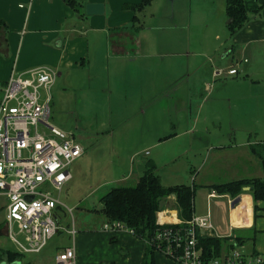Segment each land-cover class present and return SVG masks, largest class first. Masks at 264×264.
<instances>
[{
    "label": "crops",
    "instance_id": "1",
    "mask_svg": "<svg viewBox=\"0 0 264 264\" xmlns=\"http://www.w3.org/2000/svg\"><path fill=\"white\" fill-rule=\"evenodd\" d=\"M75 1L76 8L67 5L64 0H0V98L12 71L24 73L26 70L43 66L56 71L57 78H60L63 73L68 77L69 72L79 73L86 70L87 82L85 89H82V95L84 94L87 110L96 112L106 110L107 116L113 119V111L116 115L128 113L140 115L157 102L163 110H169V106L174 104L177 120L183 124L187 120L178 106L184 104L182 101L184 93L187 90L190 93L197 91L198 95L200 90L214 89L215 84L210 82L218 79L224 70V75L228 78L220 88L225 91L230 88L231 94L234 92L243 94L241 96L238 94L235 98L234 94L231 96L233 98L225 95L228 102L237 100L234 104L243 103L242 98H246L249 92L262 87L259 82L264 84V0H255L257 5L263 6L259 14L250 13L247 24L233 36L226 27V0H220L218 9L222 7V13L216 16L207 14L209 17L203 21V28L210 25L216 29L214 44L211 43V47L200 43L199 37L195 36L197 31L201 30L199 22L201 15L197 16L194 15V11L192 12V1L185 12V19L180 23L174 16V8L166 7L168 12L166 15L171 20L168 29L171 30L172 38H166V41L156 39L157 41L152 43L144 35V32H151L152 28L142 26L139 17L144 9L133 12L129 8L136 6L141 0ZM89 4L102 5L103 14L85 16L84 7ZM23 5L28 7L27 11ZM222 29L227 31V37L220 42L218 33ZM182 33L184 35L187 33V36L181 37ZM151 46L155 48L153 54L147 51ZM220 54L221 61L216 62L215 60H220L218 56ZM227 55H238L237 60L233 57L235 63L236 61L240 63L234 76L228 74V70L233 69V66L227 68L225 65L224 58ZM200 61L203 62L202 65ZM206 64L208 67L206 76L201 78L199 71ZM240 72L246 79L236 78ZM262 90L264 91V88ZM200 106L201 101L198 107ZM140 118L137 116V125L140 124ZM176 131L178 130L175 129V134ZM189 131L185 129L182 133ZM147 145L150 149L156 146L153 141ZM144 156H149L146 151ZM134 160L133 157L129 162L133 163ZM153 160L148 159L144 163H139L135 172L134 167H130L127 176L124 175L117 182L134 176L136 183L148 162L155 167ZM83 161L82 157L76 160L77 163ZM260 166L258 169L262 172ZM255 178L225 182L204 180L205 183L199 181L198 184H194L195 179L191 178V185L184 184L194 190L197 188V193L204 196L207 202L205 212L195 214L193 206L192 214L194 217L209 215L211 226L212 219L215 221L216 228L212 232V237L234 238L231 233L244 230L262 233L250 239L251 249L248 254L245 253L250 256L264 254V204H259L254 218L250 195L242 194L239 196L240 203L236 207H231L233 199L228 195H217L210 191V188L214 185ZM259 178L262 179L263 176ZM184 185L175 184L168 187ZM224 201H227V208L223 214L224 209L222 208L221 212L219 210ZM210 202H214V205H210ZM219 214L226 219V225L222 224L223 228L218 227ZM156 215V221L162 216L159 220L164 225L181 223L173 196L164 200L161 211ZM235 217L237 224L234 221ZM69 248H74L78 264H143L146 252V244L136 239L130 232L108 233L101 229L99 232L74 233ZM153 258L154 264H180L171 261L160 252H155Z\"/></svg>",
    "mask_w": 264,
    "mask_h": 264
},
{
    "label": "rangeland",
    "instance_id": "2",
    "mask_svg": "<svg viewBox=\"0 0 264 264\" xmlns=\"http://www.w3.org/2000/svg\"><path fill=\"white\" fill-rule=\"evenodd\" d=\"M191 1L194 15H201L199 20L201 30L197 31L195 36L199 37L200 43L211 47V43L214 44L213 37L216 29L210 25L203 28V21L210 14L215 16L220 14L223 9L222 7L218 9L220 0H152L139 16L142 26L147 29L152 28L151 32H144L147 40L152 43L172 38L171 30L168 29L171 20L166 15L168 13L166 7L174 8V16L180 23L185 19V12L187 8L189 9ZM23 8L28 10L27 6L23 5ZM186 34L182 33L181 37H186ZM225 36L227 37V31L222 29L218 33L220 42ZM154 50V46L147 49L151 54ZM218 56L220 60H215L216 62L221 61L222 54ZM233 57L238 59V55L225 56V65L227 68L233 66V69L238 70L240 63L238 64V61L235 63ZM202 63L200 61L201 65ZM207 68L206 64L200 69L201 78L206 76ZM85 73L86 70H81L79 73L69 72L68 77L63 73L60 78H56L50 93L49 125L64 133L72 134L76 144L84 150L81 156L84 161L77 163L79 161L75 160L76 163L69 166L68 173L72 175V179L60 193H54L48 185L44 188L63 205L55 212L60 218L61 230L46 243L39 254L22 256L19 260L20 264H55L54 258L59 251L71 247L73 236L68 232L73 231L76 234L88 231L99 232L105 223V218L99 213L102 209V204L99 203L100 197L117 187L134 186V176L128 177L125 181H117L124 175L127 176V170L130 167H134L135 172L136 166L148 159H154L155 172L161 185L166 187L175 184L191 185V178L195 179L194 184H198L199 181L203 183L204 180L205 182H208L207 180L225 182L241 178L260 179L259 177L262 178V176L264 180V169L261 164V157H264L262 150L264 145V91L262 88L264 84L262 82H259L261 88L254 89L246 98H242L243 103L234 104L237 100L228 102L225 95L229 98L234 94L235 98L240 93L231 94L230 88L226 91L220 88L228 78L224 75V70L223 75L220 74L218 79L210 82L215 84L214 89L200 90L198 95H196L197 91L190 93L187 90L184 93L182 97L184 104L178 106L187 120L182 124L177 120L178 115L174 111L176 107L174 104L169 106V110H163L157 102L140 115L136 113L116 115L113 111V119L107 116L106 110H97V112L87 110L84 94L82 95V89H85V82H87ZM236 78L246 79L241 72ZM200 101L201 106L198 107ZM137 116L141 117L139 125H137ZM109 124L110 126H107ZM184 128L190 131L182 133ZM175 129L178 130L176 134ZM150 141L155 142L154 148H147V143ZM145 151L149 156H144ZM133 157L134 162H129ZM259 166L262 172L259 171ZM195 191L192 199L195 214L204 213L207 202L204 196L197 193V188ZM249 193L248 188L247 191L242 190L241 195H249ZM226 202H222L219 210L221 212L223 208V214L226 212ZM3 203L4 201L0 198V225L4 218ZM210 205L213 206L214 202H210ZM67 210H71V213ZM217 223L219 228H223V223L226 225V219L222 214ZM212 224L214 230L216 223L213 219ZM231 235L245 239L241 248L235 246L233 249L247 255L251 249L250 239L262 233L244 230L234 231ZM17 240L23 243L21 235L17 236ZM0 251L17 253L15 246L5 234L0 235Z\"/></svg>",
    "mask_w": 264,
    "mask_h": 264
},
{
    "label": "built area",
    "instance_id": "3",
    "mask_svg": "<svg viewBox=\"0 0 264 264\" xmlns=\"http://www.w3.org/2000/svg\"><path fill=\"white\" fill-rule=\"evenodd\" d=\"M228 74L236 75L237 71L230 69ZM56 78V71L43 66L24 73L12 71L0 98V198L4 201L0 231L21 256L39 254L61 230L55 212L63 205L44 188L48 185L54 193H60L71 180L69 166L84 153L72 134L48 123L50 93ZM156 225L172 227L163 228L152 238L155 252L180 264H203L196 233L211 237L209 215L192 216L186 223L171 225H164L158 218ZM101 230L132 234L119 222L104 223ZM74 233L68 232L71 236ZM20 235L23 243L17 240ZM54 261L78 264L74 248L60 251ZM206 264H264V254L250 256L231 249Z\"/></svg>",
    "mask_w": 264,
    "mask_h": 264
},
{
    "label": "trees",
    "instance_id": "4",
    "mask_svg": "<svg viewBox=\"0 0 264 264\" xmlns=\"http://www.w3.org/2000/svg\"><path fill=\"white\" fill-rule=\"evenodd\" d=\"M152 0H141L136 6L129 7L130 10L141 11L151 4ZM67 5L76 8L75 0H64ZM263 6L257 5L255 0H226L225 14L227 16L228 31L231 36L237 34L238 31L249 21V15L259 14ZM264 153V145H262ZM262 169H264V157H261ZM142 175L137 179L134 186L117 187L100 197L99 203L102 209L99 213L105 218V223L113 224L115 222L122 223L132 235L146 244L145 260L143 264H154L153 254L155 246L151 244L152 238L163 228L171 226L156 225V214L161 211L162 203L167 198L173 196L176 202V210L178 218L182 223L189 221L193 214V196L194 188L189 186H172L164 187L161 185L155 167L151 163L145 165ZM250 189V197L253 202L254 218H256L259 204H264V180L251 179L227 184L214 185L210 191H214L218 195L229 196L231 199L238 197L242 193V188ZM0 225V230H1ZM178 227V226H174ZM102 228V227H101ZM1 235V231H0ZM197 249L199 251L200 260L203 264L218 259L222 254L228 253L235 246H242L245 243L244 238H217L210 237L200 232L196 233ZM229 240L233 241L231 243ZM22 256L18 253H8L0 251V264H12L19 262Z\"/></svg>",
    "mask_w": 264,
    "mask_h": 264
},
{
    "label": "water",
    "instance_id": "5",
    "mask_svg": "<svg viewBox=\"0 0 264 264\" xmlns=\"http://www.w3.org/2000/svg\"><path fill=\"white\" fill-rule=\"evenodd\" d=\"M84 14H85V16H87V17L100 16V15L103 14V6L100 5V4H94V5L89 4V5H86V6L84 7ZM242 190H243V191H247L248 188H243ZM240 200H241V199H240L239 197H237L236 199H234V200L232 201V203H231V207H234V206H236L237 204H239V203H240ZM201 233H202V235H204L203 232H201ZM2 264H7V263H2ZM12 264H20V262H16V263H12Z\"/></svg>",
    "mask_w": 264,
    "mask_h": 264
},
{
    "label": "bare ground",
    "instance_id": "6",
    "mask_svg": "<svg viewBox=\"0 0 264 264\" xmlns=\"http://www.w3.org/2000/svg\"><path fill=\"white\" fill-rule=\"evenodd\" d=\"M243 204H244V203H243ZM241 206H242V205H240V208H241ZM159 218H160V220H161V219H162V216H159ZM234 221H235V224L238 223L236 217L234 218Z\"/></svg>",
    "mask_w": 264,
    "mask_h": 264
}]
</instances>
